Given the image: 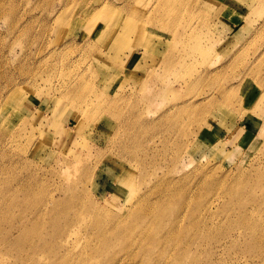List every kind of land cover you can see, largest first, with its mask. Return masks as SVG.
<instances>
[{"label":"rangeland","instance_id":"rangeland-1","mask_svg":"<svg viewBox=\"0 0 264 264\" xmlns=\"http://www.w3.org/2000/svg\"><path fill=\"white\" fill-rule=\"evenodd\" d=\"M71 186L133 236L178 218L177 264H264V0H0V264L93 235L28 212Z\"/></svg>","mask_w":264,"mask_h":264},{"label":"bare ground","instance_id":"bare-ground-1","mask_svg":"<svg viewBox=\"0 0 264 264\" xmlns=\"http://www.w3.org/2000/svg\"><path fill=\"white\" fill-rule=\"evenodd\" d=\"M110 13V10H107L106 7L99 9L97 14L93 17L95 20L92 21L91 26L96 27L97 22L102 18H107ZM170 63V58L165 57L163 64L168 67L170 66ZM69 88H71V93H74L75 95H77V91H80L79 95H77L80 96L83 84L80 81L78 84L72 85ZM79 98L80 97H78V99ZM196 101L197 100H190L187 102L190 109H193L196 106ZM201 108L200 110H202ZM136 148V146L133 148L127 147L126 151L135 152ZM95 171L94 173H96ZM67 174L69 176L68 179H70L72 173L70 175L69 173ZM89 178H91L90 181L94 180L92 173L89 175ZM206 182L207 181L203 180L201 186L204 185V187H206ZM171 183L172 180L168 182L169 186L172 188ZM74 189L75 187L73 186L69 188L68 193L71 197L69 199L66 197L64 202L54 199L52 193L47 194L48 197L43 203H34L33 206L28 209V212L29 214H32L34 218L41 220L43 223H46L47 221L51 222L55 229H60L61 231L66 230L69 232V230L73 228V225H61L59 219L60 214L62 212L64 214V211L73 208H76V214H82L89 212V209L93 206L95 208L91 212V226L94 225L97 227V229L95 228L93 235L91 232H89V234L86 233L87 237L85 239L79 237L74 242H72V237L69 233L60 236H48L51 238L50 243L44 241L46 238L45 236H40L28 244H22L19 242L16 246L18 248H27L28 246L29 252L27 251L28 255H19L15 264H177L176 258L172 257V249L169 248L166 242L172 240V221L178 218H172L171 215V218L166 221L159 220V224L163 225L165 233L166 228L169 227L165 236L160 237V235L145 234L147 233L146 229H139L140 234L133 236L130 235V227L133 222L126 225L122 223L123 218H119V216L112 214L108 215V213L105 214V210L97 206L98 204H86V201L82 197L76 196ZM148 195L149 194L143 196L139 200L138 203L141 204L139 210L134 208L131 212L132 214L130 213V215H128L130 220H133L134 218H150V215L152 220L157 218V214L155 212L152 213L149 208L151 207V204ZM137 199L138 197H136L135 201ZM129 204L134 206L133 203ZM66 219L77 225L75 217L69 218L67 216ZM147 225L148 224L146 223V226ZM86 227L84 228L86 229ZM175 228L176 230L174 234L180 235V229L177 227ZM117 251L123 253L117 254ZM148 253H150V256ZM39 254L43 255L40 256ZM141 257H144L146 262H142V260H140Z\"/></svg>","mask_w":264,"mask_h":264}]
</instances>
